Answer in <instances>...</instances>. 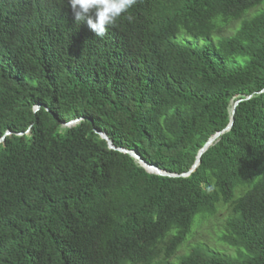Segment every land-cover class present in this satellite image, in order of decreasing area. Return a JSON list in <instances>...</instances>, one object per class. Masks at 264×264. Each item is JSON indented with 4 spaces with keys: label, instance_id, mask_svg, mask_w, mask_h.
<instances>
[{
    "label": "trees",
    "instance_id": "1",
    "mask_svg": "<svg viewBox=\"0 0 264 264\" xmlns=\"http://www.w3.org/2000/svg\"><path fill=\"white\" fill-rule=\"evenodd\" d=\"M2 137L0 264H264V0H136L104 37L0 0ZM220 211L234 253L190 244Z\"/></svg>",
    "mask_w": 264,
    "mask_h": 264
},
{
    "label": "clouds",
    "instance_id": "2",
    "mask_svg": "<svg viewBox=\"0 0 264 264\" xmlns=\"http://www.w3.org/2000/svg\"><path fill=\"white\" fill-rule=\"evenodd\" d=\"M135 3L136 0H67L74 21L85 24L98 37H104L108 27ZM127 19L131 21L132 17Z\"/></svg>",
    "mask_w": 264,
    "mask_h": 264
},
{
    "label": "water",
    "instance_id": "3",
    "mask_svg": "<svg viewBox=\"0 0 264 264\" xmlns=\"http://www.w3.org/2000/svg\"><path fill=\"white\" fill-rule=\"evenodd\" d=\"M250 97V96H249ZM248 97V98H249ZM240 102V100H237L234 104H233V107H232V111H231V121L230 123L228 124V126L223 130V131H219L217 132L216 134H214L213 136L210 137V139L204 144V146L199 150L198 154H197V159H196V162L195 164L193 165V167L191 168V170L189 172H186V173H183L181 174V176H187L189 175L200 163V159H201V156L202 154L211 146L213 145V143L218 139V137L225 131H228L231 129V127L233 126V115L235 113V110H236V106L237 104ZM79 119H74L70 122H67V123H63V125L65 126H72L74 125L76 122H78ZM96 132L99 134V136L106 140L108 142V146L109 148L111 149H114V150H118V151H121L123 153H127L129 154L130 156H132L134 159H136L138 161V163L144 167L148 172L150 173H154V174H157V175H161V176H179L178 174H175V173H169V172H166L164 170H161L160 168H158L157 166L153 165V164H150L149 162L145 161L139 154L137 151L135 150H128V149H125V148H118L116 147L112 141L109 139V137L107 136L106 133L102 132V131H99V130H96ZM7 135L11 134L10 131H8L6 133ZM4 139L5 137H2L0 139V143L1 142H4Z\"/></svg>",
    "mask_w": 264,
    "mask_h": 264
},
{
    "label": "rangeland",
    "instance_id": "4",
    "mask_svg": "<svg viewBox=\"0 0 264 264\" xmlns=\"http://www.w3.org/2000/svg\"><path fill=\"white\" fill-rule=\"evenodd\" d=\"M225 32H228V30H222L218 34L222 35ZM184 39L190 40L191 38L184 36ZM200 40H205V39H200ZM205 43H209V42L202 41V42L194 43V44L204 45ZM224 213H225V211H220L218 213V216H216L217 218H214L212 220H208L207 224L204 223L202 225L195 226L194 231L192 232V234L190 236L189 243L192 244L195 242H203V243L207 244L211 249L220 250L223 253H229V254L234 253V249H231L229 246L223 244L221 241L219 242L217 233L215 232V230L212 229V228H214L212 226L214 224V222L218 221V217H220V219H221ZM208 229H210L209 232H211V230H212L213 236L208 234L209 233V232H207ZM186 248H187V245L183 246L180 249V252H182Z\"/></svg>",
    "mask_w": 264,
    "mask_h": 264
}]
</instances>
